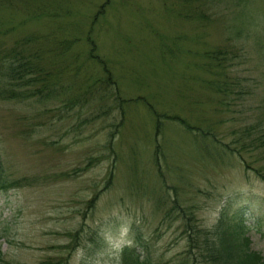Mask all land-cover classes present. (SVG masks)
Wrapping results in <instances>:
<instances>
[{
	"label": "rangeland",
	"instance_id": "374dc122",
	"mask_svg": "<svg viewBox=\"0 0 264 264\" xmlns=\"http://www.w3.org/2000/svg\"><path fill=\"white\" fill-rule=\"evenodd\" d=\"M13 48L40 75L0 98V264H181L185 224L264 259V0H0Z\"/></svg>",
	"mask_w": 264,
	"mask_h": 264
},
{
	"label": "trees",
	"instance_id": "16d2710c",
	"mask_svg": "<svg viewBox=\"0 0 264 264\" xmlns=\"http://www.w3.org/2000/svg\"><path fill=\"white\" fill-rule=\"evenodd\" d=\"M24 50L19 51L17 48L10 49L5 51V53L1 54V75L6 77V85L3 91H0V98H4L6 100L9 99H16V98H23L22 88L25 86H29L30 82L24 83L27 80L28 76H32L33 80L32 83L38 82L36 79L37 74L40 75V69L36 68L32 62V57H28L24 53ZM96 51L95 45H92L91 48V55L93 52ZM218 54L217 60H221V53L216 52ZM216 58V55L212 56ZM219 66L224 68L219 62ZM49 81V80H48ZM40 88V87H39ZM48 86L45 87L46 90ZM218 90V89H217ZM220 90V91H219ZM218 92L223 93L225 88H219ZM28 93H32V91H28ZM21 94V95H20ZM151 110H153L151 108ZM152 113L155 114V111ZM157 119H161V116L156 115ZM159 125V123H157ZM188 126V125H187ZM246 137L249 138V144H247L249 151L251 149H264V141L263 136L260 135L258 138H251V133H255L254 129L247 130ZM250 132V133H249ZM205 134V133H204ZM240 149H235V152H238L239 156L243 159L244 162V150L247 148L241 144L239 140ZM246 167L251 169L250 165L246 163ZM257 175L264 181V166L260 169H255ZM4 166L0 162V191L7 190L13 186L16 181H9L4 175ZM184 228H187L184 231L185 236L189 237V244H190V252L186 254L185 257L182 259L181 264H190L191 259L193 258L196 260L195 263L191 264H198V258H202L208 264H264V259L258 254L252 251L248 242H240L235 238L236 235H231L229 237V233H224L223 235L216 234V239H212L206 237L203 240H195L198 239L197 233L198 229L193 227H187L185 224ZM197 231V232H196ZM200 232V231H199ZM199 250V253L194 254L193 251ZM124 264H153L149 258H142L140 254L137 253L136 249H132L127 247L124 251Z\"/></svg>",
	"mask_w": 264,
	"mask_h": 264
}]
</instances>
